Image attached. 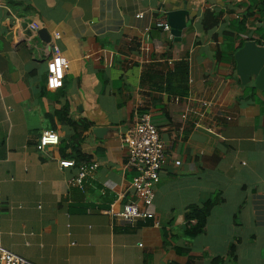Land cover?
Here are the masks:
<instances>
[{"label":"crops","instance_id":"0c3cea01","mask_svg":"<svg viewBox=\"0 0 264 264\" xmlns=\"http://www.w3.org/2000/svg\"><path fill=\"white\" fill-rule=\"evenodd\" d=\"M176 10L180 41L159 27ZM246 42L264 46V0H0V247L31 264H264V89L237 74ZM64 108L89 124L78 143ZM144 113L167 156L150 209L120 146ZM49 130L60 143L38 152ZM210 202L190 237L187 214ZM128 203L160 226L118 217Z\"/></svg>","mask_w":264,"mask_h":264},{"label":"built area","instance_id":"2783aa9c","mask_svg":"<svg viewBox=\"0 0 264 264\" xmlns=\"http://www.w3.org/2000/svg\"><path fill=\"white\" fill-rule=\"evenodd\" d=\"M137 18H141V15H138ZM159 27L172 38L168 24H160ZM63 69H67V65H64ZM52 136L59 138L55 131H44L39 138L36 150L43 152L47 148L57 147L60 138L57 143H52L50 140ZM120 146L126 154V168L134 171L132 187L135 193L141 196L146 209H150L155 198V187L159 182L160 173L167 161V156L159 131L149 114H142L137 118L136 123L122 134ZM59 166L62 169L73 168L75 161L62 160L59 162ZM175 166H180V162H175ZM97 167L96 162H85L78 167L75 184L80 190H84L89 180L93 178ZM117 216L132 226L139 222L144 224L152 222L156 227L160 226L156 214L146 210L142 211L136 203L126 204ZM0 264L31 263L0 247Z\"/></svg>","mask_w":264,"mask_h":264},{"label":"water","instance_id":"95a60500","mask_svg":"<svg viewBox=\"0 0 264 264\" xmlns=\"http://www.w3.org/2000/svg\"><path fill=\"white\" fill-rule=\"evenodd\" d=\"M188 15L185 10L168 13L167 24L171 29L170 34L173 40L180 41L182 32L187 28L186 18ZM38 35L46 44L50 43V36L45 30H40ZM234 57L241 83L248 84L254 77L255 87L264 89V46H258L256 42H246Z\"/></svg>","mask_w":264,"mask_h":264},{"label":"trees","instance_id":"16d2710c","mask_svg":"<svg viewBox=\"0 0 264 264\" xmlns=\"http://www.w3.org/2000/svg\"><path fill=\"white\" fill-rule=\"evenodd\" d=\"M31 28L33 29L32 25H31ZM232 37H233V35L230 34V40L233 39ZM241 46H238L235 50H239L241 48ZM185 74H186V64L183 62L176 64L174 77H177L178 75H180L179 78L181 80V78H183L185 76ZM167 92L172 93L175 96H184L185 95L184 89L181 91V93H180V91L170 92L169 90ZM57 118L59 121L65 123L66 125L70 126L74 130L75 141L77 143L81 141L82 134L89 128V124L79 125V124H75L74 122L69 120L67 108H64L63 111L60 114H58ZM73 160L75 161V166H78L82 161H84V159L79 155L78 151L75 152V156H74ZM215 205H216L215 202H210L208 205H206L202 209H193L187 214V216H186V233L190 237H197L198 235L202 234V232L206 226L210 211L212 210V208Z\"/></svg>","mask_w":264,"mask_h":264},{"label":"clouds","instance_id":"9594fccd","mask_svg":"<svg viewBox=\"0 0 264 264\" xmlns=\"http://www.w3.org/2000/svg\"><path fill=\"white\" fill-rule=\"evenodd\" d=\"M60 61H57L56 66L52 68V71L55 73L56 78H53L50 80V86L51 87H59L60 86V80L58 79L61 76V69H60ZM58 137L52 136L50 138L52 143L58 142ZM47 142V141H46Z\"/></svg>","mask_w":264,"mask_h":264}]
</instances>
